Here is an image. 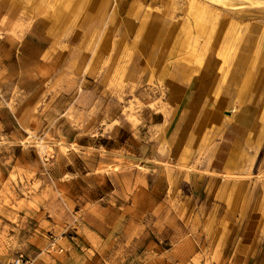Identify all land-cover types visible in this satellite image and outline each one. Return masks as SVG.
<instances>
[{"label": "rangeland", "instance_id": "rangeland-1", "mask_svg": "<svg viewBox=\"0 0 264 264\" xmlns=\"http://www.w3.org/2000/svg\"><path fill=\"white\" fill-rule=\"evenodd\" d=\"M261 1L0 0V264H264ZM243 44L225 121L203 103Z\"/></svg>", "mask_w": 264, "mask_h": 264}, {"label": "bare ground", "instance_id": "bare-ground-1", "mask_svg": "<svg viewBox=\"0 0 264 264\" xmlns=\"http://www.w3.org/2000/svg\"><path fill=\"white\" fill-rule=\"evenodd\" d=\"M217 1L219 0H204L205 3H208L209 6H212L213 4L217 3ZM257 1V0H256ZM264 1V0H263ZM261 1V2H263ZM261 2H258L261 4ZM210 11V8H209ZM217 12L212 16L210 13L208 14V21L210 22V24L212 23L213 25L215 24L216 20H217ZM258 30V28H257ZM256 31V30H255ZM250 32H253V30H250ZM250 35V34H249ZM248 35V36H249ZM212 37V36H211ZM210 37V38H211ZM247 46L243 44V46H241V48L237 51H235L232 55V57L228 56L227 53L225 52H220V56H221V64L218 67L217 70V74L213 79V82L208 90V93L210 95L213 94V96L218 97L217 98V102H219L220 99H222V97L224 98V103H223V107L226 110L225 112V121H230L233 119V110H237V107L234 105L235 102V90H238V85L240 83V79L243 76L244 72H243V55L244 52L246 50ZM262 51L259 53V61H258V65L256 67L255 70V74L254 77L252 79V82L250 84L249 90H251L252 92H254L255 94L258 93L261 90V93H264V43H263V47L261 49ZM206 59L203 57H198L196 59L193 60L194 64H187L189 69L192 72H196V73H203L204 70H202V68L204 66H202L205 63ZM232 66V68H230ZM249 68V66L247 65V69ZM204 69V68H203ZM243 83H244V79H243ZM243 83H241L243 85ZM252 96V95H251ZM264 96L260 97L258 99V102L256 104L253 103V101H251L249 104H247L245 106V112H256L258 111L259 107H260V103L262 102ZM232 108V110H231ZM210 116L206 117V121L207 119H209ZM241 122L242 124H244V126H246V128H240L237 127L236 124L233 122H230L232 128H234L236 130V132H239L240 134H243L244 136L246 135L247 132V127L250 126L253 122L252 118H249L247 116H244L241 118ZM207 127L201 123L194 131L196 133V131L198 132H202L204 129H206ZM194 131H192L179 156L176 158V162L177 163H185L187 158L191 155L198 157V155L202 152V150L205 148V145L207 143V141L211 138L212 136V132L208 129L206 130L205 133H203L201 139L198 140L197 135L194 133ZM175 134L172 136L171 139H168V143H171V141L174 139ZM252 138V133H248L247 137H246V141L249 142ZM235 152L232 154L234 155ZM232 157H230V159L228 160L227 164L231 165V167L234 165V159L232 160Z\"/></svg>", "mask_w": 264, "mask_h": 264}, {"label": "crops", "instance_id": "crops-1", "mask_svg": "<svg viewBox=\"0 0 264 264\" xmlns=\"http://www.w3.org/2000/svg\"><path fill=\"white\" fill-rule=\"evenodd\" d=\"M218 70V69H217ZM204 71H206V70H204ZM204 73V72H203ZM201 75V74H200ZM207 97H206V99H205V101H204V103H203V106H205V105H208V104H211L210 106L211 107H213V106H215V107H223V103H224V100H223V102H222V99H220L219 100V102H217L216 100H217V98L218 97H216V96H213V94L212 95H210L209 93H208V91H207ZM217 105V106H216ZM212 109V108H211ZM210 109V111H211V114H210V118L212 117V116H215V114L213 113L214 112V110L212 111ZM223 109H224V107H223ZM225 110V109H224ZM215 111H216V109H215ZM218 111V110H217ZM226 111V110H225ZM226 113V112H225ZM209 116V115H208ZM210 118L209 119H207V121L205 120L206 119V117L203 119V120H201V122L200 123H203L205 126L210 122ZM215 118V121L216 120H218V118L217 117H214ZM203 121V122H202ZM194 133H195V131H194ZM183 134H184V131L183 130H181V131H179L178 132V134H176L175 135V137H174V145H173V148H172V152L174 153V152H179V154H180V152H181V150H182V148H183V146H184V144H185V142H186V140H187V138H188V136H189V134L187 135V138H183ZM179 156V155H178ZM177 156V157H178Z\"/></svg>", "mask_w": 264, "mask_h": 264}, {"label": "built area", "instance_id": "built-area-1", "mask_svg": "<svg viewBox=\"0 0 264 264\" xmlns=\"http://www.w3.org/2000/svg\"><path fill=\"white\" fill-rule=\"evenodd\" d=\"M10 264H32L29 260L24 259L23 256H17Z\"/></svg>", "mask_w": 264, "mask_h": 264}]
</instances>
